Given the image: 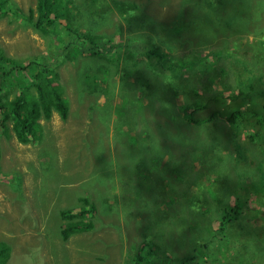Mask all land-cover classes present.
I'll return each instance as SVG.
<instances>
[{"label":"rangeland","instance_id":"1","mask_svg":"<svg viewBox=\"0 0 264 264\" xmlns=\"http://www.w3.org/2000/svg\"><path fill=\"white\" fill-rule=\"evenodd\" d=\"M3 2L0 47L14 67L5 84L14 86L33 59L58 72L69 104L66 120L57 113L40 119L33 144L0 129V240L12 256L4 264H22L31 249L28 264H135L145 243L151 264H264V124L255 135L247 120L235 127L175 122L187 103L248 76L237 77L235 55L264 79V0H62L55 8L66 16L52 27L34 24L37 0ZM30 9V22L15 15ZM145 23H155L156 32ZM169 23H181L178 33L166 36ZM141 40L157 46L166 69L145 68L136 50ZM83 42L106 58L86 57L87 67L76 56ZM200 56L208 63L178 67ZM241 180L257 187L239 217L220 229L222 207L241 195ZM85 197L98 209L90 213L94 238L104 239L91 250L83 246L87 233L61 241L56 232L63 209L77 211Z\"/></svg>","mask_w":264,"mask_h":264},{"label":"trees","instance_id":"2","mask_svg":"<svg viewBox=\"0 0 264 264\" xmlns=\"http://www.w3.org/2000/svg\"><path fill=\"white\" fill-rule=\"evenodd\" d=\"M3 1L0 0V11L3 10ZM55 4L62 6V0H37L36 13L39 14V17L34 24L39 26L40 20L44 22L47 27H52L61 17L64 18L66 16L65 10L63 8H55ZM133 8H136V6ZM33 12L34 10L30 9L28 14L15 12V15L30 22L32 20L31 13L33 14ZM142 26L153 32H156L158 28L155 23H145ZM180 26L181 23H169L165 25L163 28L166 30V36H171L172 33H178ZM208 26H210L209 23L206 27ZM65 27L67 28V25ZM80 36L81 40L90 39L87 33H81ZM259 43L262 45L263 41H259ZM96 46L95 43H93V47L84 42L81 43L79 48L76 47L77 59L82 55L81 57H84L83 61L87 67L91 65V62L98 61L97 63H99L101 60H104L106 54L101 50L99 51ZM122 46L127 49L131 47L128 43H117V48H121ZM137 46L136 50L142 53L141 56L144 58L143 61L146 69L154 72L166 69L165 59H163L164 55L158 51L157 46L151 42V40H141ZM79 49H83V51L80 53ZM108 50L110 51L109 48ZM86 57L89 58L91 62L88 61ZM201 57L205 58L202 59ZM234 57L235 61L233 59L232 61L234 62V67L237 69V77L242 74L240 72H245L248 76L237 84L231 85L233 87L227 84L223 89L209 92L205 97L196 98L187 103L184 107L185 116H179L177 120L175 119L177 123L176 126L183 122L204 124L214 123L216 120H220L221 122L228 123L231 127H235L240 124V121L247 120L254 134H260L262 125L264 124V79L257 77V68L249 63H245L243 57L239 55H235ZM110 58H113V53H111ZM205 59H207L206 56H200V58L181 61L178 67L192 71L197 66H202L199 64ZM35 64L36 61H33V59L27 64H24L22 66L24 71L23 76L15 82L14 86L8 87L4 82L5 72L14 67L3 48L0 47V129L4 136H14L20 144H33V141L37 138L36 133H38V131L40 132V119L49 118L53 113H57L58 118L64 121L69 115L68 100L58 72L55 69H49L44 66L36 67ZM99 66H97L96 69ZM17 68L20 69L21 67L17 66ZM84 68L82 67L80 72L81 75L84 72ZM93 71L94 70L89 68L88 73L84 74L88 86L91 84L90 74ZM93 75H95V73H93ZM81 78L82 77L79 76L78 80V76L75 77V82L79 85ZM151 80L152 79H150L147 74L146 81L150 82ZM82 87L83 86L78 87L77 85V90L79 88L84 92V88ZM9 88H12V90ZM80 95L79 91H77V96ZM165 110L168 114L170 113L167 109ZM69 138L73 141V137ZM183 138L184 135L182 133L180 139L182 144L184 143L182 140ZM179 158L182 159L183 156L179 154V157H172L174 166H176L175 164L179 161ZM256 187L255 185H251L250 187L246 186L245 182L241 180L239 190H241L240 192L243 196L239 197L241 195L237 193V195L233 197L232 203L224 204L220 215V229H222L223 226L225 228L229 220L233 219V221H235L239 217L243 208L248 203L247 198ZM244 190H246L245 194H242ZM82 199L83 201L79 205L77 211L72 212L70 208L63 209L62 221L64 222L62 225H57L56 232L61 241L69 240L74 234L87 233L90 237L83 246L86 245L89 247V250H91L97 247V243H103L104 239L102 236L94 238L93 228L95 223L90 213L93 212L95 217L98 210L96 204L89 201L87 197ZM190 200L191 199L187 198L186 201L189 202ZM186 201L184 200L185 205ZM56 207L57 204H55L54 211ZM2 216H4V218H9V214L6 216V214L3 213ZM233 234L234 232L232 231L228 236H233ZM216 240L218 241L219 239ZM208 242L209 240H207L204 245H207ZM194 250L197 251V247H194ZM101 251L104 255L108 250L103 245ZM32 252V249L22 252L24 255L22 264H28L31 259H34ZM198 257L200 259L203 256L200 255ZM7 258L9 260L12 258L11 249L7 242L0 240L1 264H4ZM134 258L135 264L153 263L154 260L150 245L148 243L143 244ZM185 261L189 260L186 259ZM215 261L217 260L215 259Z\"/></svg>","mask_w":264,"mask_h":264},{"label":"crops","instance_id":"3","mask_svg":"<svg viewBox=\"0 0 264 264\" xmlns=\"http://www.w3.org/2000/svg\"><path fill=\"white\" fill-rule=\"evenodd\" d=\"M137 160H138V168H141V167L139 166V158H138V154H137ZM141 171H144V170L141 168Z\"/></svg>","mask_w":264,"mask_h":264}]
</instances>
